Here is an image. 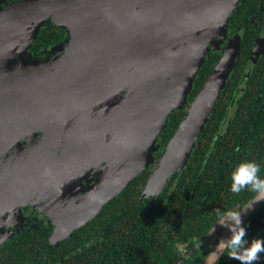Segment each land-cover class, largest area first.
Instances as JSON below:
<instances>
[{
	"label": "water",
	"instance_id": "95a60500",
	"mask_svg": "<svg viewBox=\"0 0 264 264\" xmlns=\"http://www.w3.org/2000/svg\"><path fill=\"white\" fill-rule=\"evenodd\" d=\"M237 1L26 0L0 9V151L17 148L15 157L5 160V194L23 201L49 187L50 193L65 195L64 187L57 190L62 182L74 183L76 174L91 167L101 170L79 202L63 201L67 206L54 224L68 231L94 218L153 165L145 193L156 200L186 166L234 67L239 39L221 54L155 162L156 139L171 113L185 106ZM46 20L69 34L61 52L69 44L73 48L57 58L27 57L15 64ZM32 136L28 149L20 151L21 140ZM24 172L27 178L14 184ZM263 201L242 210V224ZM228 234L226 229L221 237ZM225 250L215 258L208 254L201 264H215ZM190 252L175 264H183Z\"/></svg>",
	"mask_w": 264,
	"mask_h": 264
},
{
	"label": "trees",
	"instance_id": "16d2710c",
	"mask_svg": "<svg viewBox=\"0 0 264 264\" xmlns=\"http://www.w3.org/2000/svg\"><path fill=\"white\" fill-rule=\"evenodd\" d=\"M256 11L257 5H242L229 17L240 29ZM237 16L242 20L237 21ZM263 17L256 16L246 27L234 67L186 166L169 178L156 200L144 195L153 168L150 165L68 237L52 245L49 229L38 231L35 238L21 236L20 245L9 256H2L0 264H175L190 250L183 264H201L212 249L207 244L212 227L213 233L221 229L216 209L242 211L255 195L247 188L239 193L228 190L232 168L240 161L255 160L261 165L259 175L264 176V75L253 65L245 77L248 54ZM68 39L63 28L46 20L25 55L45 61L50 58L43 49L61 51ZM218 51L221 48L208 51L194 77L187 104L220 59ZM187 104L171 113L157 137L155 161L184 118ZM231 107L234 112L229 118ZM244 225L249 239L264 237V201ZM215 264L239 262L231 259L226 249Z\"/></svg>",
	"mask_w": 264,
	"mask_h": 264
},
{
	"label": "flooded vegetation",
	"instance_id": "af4514ba",
	"mask_svg": "<svg viewBox=\"0 0 264 264\" xmlns=\"http://www.w3.org/2000/svg\"><path fill=\"white\" fill-rule=\"evenodd\" d=\"M21 1L24 0H0V9L4 10L7 6ZM242 5H246V7L248 5H257V11L249 19L247 23L243 24L240 27V29H238V27L235 26L236 23H233L235 22V19L229 17L228 22L224 26V30L222 31V37L220 38V40L222 41V43L220 44L221 52L218 51L220 57L221 54L225 50H227L228 47L233 42L236 43L237 40L239 39V45L241 44V40L245 34L246 27L253 23L256 16L260 14L264 16V0H238L234 9H240ZM238 16L236 17L237 21L238 19L239 21H241L242 18H239ZM52 48L53 47L43 49V51H46L44 55L49 58L60 57L61 51H59L58 49L54 51L53 50L54 48L53 49ZM27 57L31 58L25 54L21 55V57H19V61L17 60L15 64H18L22 60V58H27ZM253 65L256 66L257 72H261L262 75H264V17L261 21L260 33L253 39V43L250 52L248 54V58L245 66L247 67V73L245 74V77H247L251 73V66ZM233 112H234L233 107L229 108L227 112V117L230 118L233 115ZM39 139L36 140V142H39L40 141ZM32 140L33 137L32 138L25 137L24 139H22L21 140L22 146H20L21 147L20 151H24L28 149L29 145L33 142ZM16 149L17 148L13 146L10 148L9 151L5 153L0 151V261L2 256H9L11 252H13L20 245V243L18 242H21L20 241L21 236L31 235L33 238H35L37 232L44 231V229L47 230L49 229L48 232L49 242L52 245L57 244V242L61 239H59L57 242H52L50 240V236L55 230L54 221L55 218L58 217L57 214H59V212H63L62 209L66 208L67 206L63 202L66 199V197H63L65 195L60 193L54 194L53 192L55 199H53V202H50V209H49L50 217H49L47 214H45L40 210L41 204L36 202V200L27 198L21 201L19 200L20 199L19 197L15 196V194H5L4 192L5 183H3L4 182L3 176L5 174L4 169L7 164L5 160L10 157H15ZM100 173L101 170H98L95 167H91V169L89 168L85 170L80 175L76 174L78 178L75 179L74 183L68 185L69 187L63 186L64 184H62L63 183L62 182L60 184L61 186H57V190L60 191V189L64 187L67 192L64 190L62 191L66 193L68 192L70 193L68 199L72 197L71 198L72 202L73 201L79 202V197L81 196V194L96 184L97 179H99ZM26 178H27V173L24 172L23 176H21L20 178H16L17 180H12V182L16 184L18 182L24 181V179ZM75 185L79 186L78 189H75L74 187ZM20 186L21 185H19L18 188H20ZM27 188H29V184H26V187L24 189ZM50 191L51 190H49V192ZM151 196L153 195L151 194L146 195V197H151Z\"/></svg>",
	"mask_w": 264,
	"mask_h": 264
},
{
	"label": "clouds",
	"instance_id": "9594fccd",
	"mask_svg": "<svg viewBox=\"0 0 264 264\" xmlns=\"http://www.w3.org/2000/svg\"><path fill=\"white\" fill-rule=\"evenodd\" d=\"M226 59L227 54L221 62ZM260 167V163L255 160H243L230 171L231 183L228 188L230 192L239 193L247 188L255 194L245 209L249 208L253 202L264 200V176L259 175ZM241 212L234 209L223 211L216 209V223L222 228H227L229 234L218 239L214 250L209 253L212 258L217 257L219 251L227 249L228 256L239 264H255L264 260V237L257 236L249 239L246 235V227L241 221ZM214 231L215 226L212 227L211 233ZM206 264H208L207 261Z\"/></svg>",
	"mask_w": 264,
	"mask_h": 264
},
{
	"label": "rangeland",
	"instance_id": "374dc122",
	"mask_svg": "<svg viewBox=\"0 0 264 264\" xmlns=\"http://www.w3.org/2000/svg\"><path fill=\"white\" fill-rule=\"evenodd\" d=\"M230 1V0H229ZM21 41H23V40H21ZM222 43V41L221 40H219V46H218V49H220V44ZM71 48H73V46L72 45H70L69 44V46H67V49H64L63 50V55H65L66 54V51L67 50H69V49H71ZM48 65H51V64H48ZM186 104H187V102H186ZM185 104V105H186ZM188 105V104H187ZM41 136H42V133L41 132H37V136L35 137V139L36 140H38L39 139V137H40V139H41ZM33 137V136H32ZM39 139V140H40ZM156 162V161H155ZM7 165L8 164H6V166H5V168L7 167ZM21 176L19 175V176H17L16 178H20ZM83 177V176H82ZM16 178H14V179H12V180H17ZM26 187V184H24V186H20V189H22V188H25ZM75 187V189H78V187L79 186H77V185H75L74 186ZM74 187H73V189H74ZM152 187V186H151ZM49 187L46 189V188H39V189H37L35 192H33V193H30L29 194V196H28V198L30 199H32V200H36V202H38V203H40L41 205H40V210L42 211V212H44L45 214H47L49 217H50V215H49V209H50V202H53V199H55L54 198V195H53V193H50L49 192ZM152 191V190H151ZM70 196V193L68 192L67 194H65V196H63V197H66V199H68V197ZM59 198H61V197H59ZM63 199V198H62ZM59 214L60 215H62V212H59ZM52 217V216H51ZM221 229H219L218 231H221V232H224L225 230H226V228H222V227H220ZM72 229H70V230H68V231H62V229L60 228L59 229V226L57 225V227H56V225H55V230L53 231V233H52V235L50 236V240L52 241V242H57L59 239H61V238H64V237H66L67 235H65V234H67L68 232H72L71 231ZM61 231V232H60ZM215 232V233H212L211 235H209V237H208V245L210 246V247H213L215 244H216V242H217V240L219 239V237L221 236L220 235V232ZM69 233V234H70Z\"/></svg>",
	"mask_w": 264,
	"mask_h": 264
},
{
	"label": "bare ground",
	"instance_id": "6f19581e",
	"mask_svg": "<svg viewBox=\"0 0 264 264\" xmlns=\"http://www.w3.org/2000/svg\"><path fill=\"white\" fill-rule=\"evenodd\" d=\"M152 188H153V187H151V185H150V186H149V190H150V191L153 190Z\"/></svg>",
	"mask_w": 264,
	"mask_h": 264
}]
</instances>
